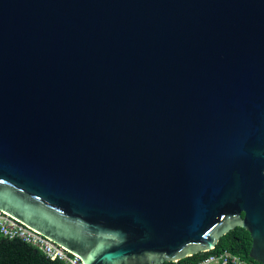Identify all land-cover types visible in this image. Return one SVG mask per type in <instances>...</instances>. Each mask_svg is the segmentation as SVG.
Listing matches in <instances>:
<instances>
[{
	"label": "water",
	"instance_id": "95a60500",
	"mask_svg": "<svg viewBox=\"0 0 264 264\" xmlns=\"http://www.w3.org/2000/svg\"><path fill=\"white\" fill-rule=\"evenodd\" d=\"M0 212L82 264L235 227L264 264V0H0Z\"/></svg>",
	"mask_w": 264,
	"mask_h": 264
},
{
	"label": "trees",
	"instance_id": "16d2710c",
	"mask_svg": "<svg viewBox=\"0 0 264 264\" xmlns=\"http://www.w3.org/2000/svg\"><path fill=\"white\" fill-rule=\"evenodd\" d=\"M251 239L248 232L235 227L220 237L215 247L207 252L196 253L174 264H195L198 260L226 250L239 257L245 264H259L249 256ZM0 264H63L58 260L46 258L37 248L18 239H6L0 236ZM170 264V263H164Z\"/></svg>",
	"mask_w": 264,
	"mask_h": 264
},
{
	"label": "built area",
	"instance_id": "2783aa9c",
	"mask_svg": "<svg viewBox=\"0 0 264 264\" xmlns=\"http://www.w3.org/2000/svg\"><path fill=\"white\" fill-rule=\"evenodd\" d=\"M0 236L10 240L18 239L29 244L37 248L50 260H58L63 264H82L77 256L68 253L63 247L55 245L37 231L24 226L21 222L3 212H0ZM168 263L174 264L177 262ZM195 264H245V262L224 250L214 255H208Z\"/></svg>",
	"mask_w": 264,
	"mask_h": 264
}]
</instances>
